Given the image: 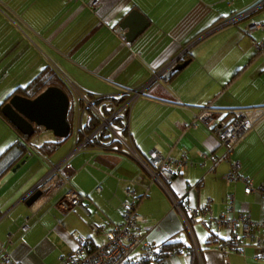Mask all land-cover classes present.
<instances>
[{
	"label": "crops",
	"instance_id": "crops-1",
	"mask_svg": "<svg viewBox=\"0 0 264 264\" xmlns=\"http://www.w3.org/2000/svg\"><path fill=\"white\" fill-rule=\"evenodd\" d=\"M91 1L0 0V105L49 69L69 77L88 96L144 88V95L130 106L127 139L144 158L151 150L188 158V168L168 181L183 213L190 207L210 206L218 216L228 210V195L233 194L235 215L249 212L255 222V215L260 220L261 196L247 194L243 181L227 187L224 174L230 158L215 125L208 126L197 115L214 107L221 111L220 122L231 112H248L253 128L236 143L230 157L240 161V175L261 184L264 115L252 110L264 108V56L255 47V41L264 39V30L248 33L246 21H229L254 8L259 9L253 17L264 21V0H99L95 11ZM134 9L150 23L128 41V29L120 24ZM213 28L217 29L189 48L190 62L165 79L167 73L161 74V69ZM67 144L45 157L30 154L0 112V253L5 249L22 264H59L80 242L103 244L105 233L92 228L111 229L122 221L121 203L130 198L124 191L128 187L141 197L137 214L141 239L160 248L168 240L188 243L184 214L123 144L85 147L75 153L70 162L76 170L69 183L82 194V203L63 212L58 205L68 186L49 197L44 194L61 174L49 169L76 151L74 135L72 145ZM37 186L46 191L29 206L26 195ZM193 229L203 264H264L256 244L225 256L217 244H208L212 229L205 223H196ZM215 233L229 236L225 229ZM193 253L176 251L149 264H192Z\"/></svg>",
	"mask_w": 264,
	"mask_h": 264
},
{
	"label": "built area",
	"instance_id": "built-area-1",
	"mask_svg": "<svg viewBox=\"0 0 264 264\" xmlns=\"http://www.w3.org/2000/svg\"><path fill=\"white\" fill-rule=\"evenodd\" d=\"M100 5L99 0H93L90 3L92 11L98 9ZM259 8L251 9L243 14L235 16L229 22H236L240 20L246 21V30L248 33L263 29L264 21L257 19L254 13ZM188 44V47L177 55L175 59L167 63L162 69L161 74L168 73L173 68L178 60L185 55L189 48L193 45ZM255 47L259 54L264 56V39L255 41ZM66 81L67 86L74 94L76 101V120L74 123V136L77 142L76 151H72L64 161L57 166L50 169V173L61 172L59 177H56L52 181V185L45 192V197H49L51 193L55 192L60 187L67 186L70 178L74 175L76 169L72 166L70 159L73 158L78 150H81L88 146L97 148H107L109 146H102L98 140L105 132L111 140H117L129 149V152L134 159H136L141 167L146 168L153 176L154 180L158 181L168 192L171 201H174V205L179 208L181 207L176 197L172 193L168 186L170 181L178 173H183L188 168V158L183 155L182 157L175 159L169 154H161L156 150H151L147 153V157L144 158L135 149L133 143H130L127 139L129 134V113L130 106L133 100L142 95L145 89H134V90H121L119 94H106L104 96H88L82 92L77 85L67 76L62 75ZM129 98H125L127 95ZM144 95V94H143ZM125 99L122 101L121 99ZM262 110L264 115V108L253 109L252 113H257ZM88 111H92L100 121L99 125L95 127L91 132H87L85 125V118ZM247 111L231 112L227 119H223L220 122L218 118L221 111L214 107L204 108L198 115L197 119L206 123L208 126H214V132L218 136V139L225 147V155L230 158V169L224 174V180L228 186L238 181L246 183L245 192L247 194L256 193L262 198V209L261 218L258 221H254L250 213L240 212L238 215L234 214L235 210V196L233 194L228 195L229 205L224 213L216 216L212 212L210 206H206L204 209H198L196 207H190L187 209V214H184V221L186 229L189 231L190 239L186 244V248L189 252H195L198 257L200 256V250L198 249L197 238L195 237L193 223H205L207 226L214 228V231H221L223 229L229 231V243L221 242L218 244L220 250L223 251L224 255L227 256L229 251L237 250L242 252L246 245L256 244L260 248V253L264 258V181L259 185H254L253 181L240 175L239 168L241 166L240 161L232 159L230 156L236 143L247 134L253 128V120ZM119 121V123H116ZM35 137L31 140H25L27 150L30 154L33 153L38 137L36 134L41 131V128L35 127ZM99 191L102 187H99ZM124 191L130 196L129 199H125L122 204V216L123 221L111 229H106V226L99 229L98 226H94L92 229L97 233L103 231L106 235V241L97 246L94 251L87 252V243L80 242L77 248L67 255L63 256L59 264H128V263H139L141 261L155 260L160 255L162 248L155 247L149 240L141 239L137 233L138 221H137V208L138 202L141 197L136 195L131 188H126ZM63 199L59 202V208L63 211H69L73 207L78 206L82 203V195L75 188L70 187L66 193H64ZM232 211V215L229 213ZM200 257L198 261H200ZM0 264H22L15 261L11 255L5 251L0 253ZM199 264H203L202 261Z\"/></svg>",
	"mask_w": 264,
	"mask_h": 264
},
{
	"label": "water",
	"instance_id": "water-1",
	"mask_svg": "<svg viewBox=\"0 0 264 264\" xmlns=\"http://www.w3.org/2000/svg\"><path fill=\"white\" fill-rule=\"evenodd\" d=\"M146 15L138 9L130 12L128 17L121 22L122 29H128L125 34L128 41H133L149 25ZM218 28V27H217ZM216 28V29H217ZM212 29L199 37L196 42L209 34ZM194 42V43H196ZM190 61H178L166 74L165 79L172 75L173 70H181ZM2 106L1 112L23 135L33 136L35 126L51 130L58 138H67L71 132V123L68 119L70 99L68 94L60 87L50 86L37 95L34 99L20 94H14ZM18 164L16 167H19ZM43 194L38 186L26 195V204L33 205Z\"/></svg>",
	"mask_w": 264,
	"mask_h": 264
},
{
	"label": "trees",
	"instance_id": "trees-1",
	"mask_svg": "<svg viewBox=\"0 0 264 264\" xmlns=\"http://www.w3.org/2000/svg\"><path fill=\"white\" fill-rule=\"evenodd\" d=\"M197 37L194 38L192 41H195V39H197ZM189 58H190L189 54L186 53L185 55H183L180 58V60L184 61V60H188ZM175 73H177V70H173L172 75H174ZM50 86H57V87L62 88L69 96L70 106H69V111H68V119H69V121L71 123V132H70L69 137H67V138H58V137H56V139H54V140H45L42 144H39L37 142L35 149H33V153L34 154H39L42 157L51 155L54 152H56L58 150V148L60 147V145H62L64 142H66L68 140V138H70V137H72L74 135L73 132H74V123H75L74 120H76V109H75L76 108V101H75V98L73 97L74 96L73 92L70 90L69 86H67L66 81L63 79V77L61 75L56 74V71L49 69V70H45L44 72L40 73L33 81H31L29 83V85L24 86L21 89H18L16 91H14L7 98V99H10L14 94H20V95H23L25 97L34 99L37 95H39L41 92H43L46 88H48ZM7 99H4V101L0 105V110L2 109V106L7 102ZM121 100L124 101L125 99L123 98ZM3 116H4V114H3ZM5 119L10 124V121L6 117H5ZM84 121H85V125H86V130H87L88 133L91 132L100 123V121L98 120L97 116L92 111H88V114H87V116H86ZM116 123H119V121H117ZM10 125L20 135V143H21V145L23 146V148L26 151L27 147H26L25 140H31L33 137H35V135H33L31 137L28 136V135H23V133H21L19 130H17L16 127L13 124H10ZM98 141L100 142L98 144H101L104 147L109 146V147H112V148H116V147L120 148V146H121L120 142H118L117 140H111V138L108 135H106L105 132L103 133V135L100 137V139ZM88 147L92 148L93 146H88ZM97 147H93V148H97ZM109 147H107V148H109ZM67 186L70 188L71 184L69 183ZM227 187H228V185H227ZM45 191L46 190H43V193ZM137 214H138V208H137ZM122 221H123V218H122ZM137 221H138V215H137ZM137 227H138V225H137ZM138 232H139V227H138L137 233ZM208 236H209L208 237V244L209 243H215V244H217V247H218V244H221V242L229 243V239L228 238H222L221 236H218V234L215 233V231H213V230L211 231V233ZM96 248L97 247H93L90 244L86 245V250H87L88 253L91 252V251H94ZM161 248L162 249L160 250L159 257H157L155 260H151V261H162L167 256H169L170 254L175 253L176 251L186 252V250H187V249H185L186 245L184 246V244L173 242V240L172 241L171 240L165 241L161 245ZM189 253H193V252L191 251ZM193 258L194 259L192 260L193 261L192 264H198L197 257H196V255L194 253H193ZM151 261H147V260L146 261H141V262H139L137 264H149ZM131 264H135V263L132 262Z\"/></svg>",
	"mask_w": 264,
	"mask_h": 264
},
{
	"label": "rangeland",
	"instance_id": "rangeland-1",
	"mask_svg": "<svg viewBox=\"0 0 264 264\" xmlns=\"http://www.w3.org/2000/svg\"><path fill=\"white\" fill-rule=\"evenodd\" d=\"M53 132L51 131V130H46V129H43L42 131H40L39 133H37L36 134V137H38V142L40 143V144H42L45 140H48V138H47V136L48 135H51V138H53V139H56V136L54 135V134H52ZM72 139H73V136L72 137H70L68 140H67V143L68 144H71L72 145ZM67 144V145H68ZM66 145V144H65ZM50 170V169H49ZM44 194V193H43ZM42 197V196H41ZM40 197V198H41ZM39 198V199H40ZM252 202V201H251ZM250 202V203H251ZM60 204V203H59ZM255 218L257 219V220H259V217H258V215H255ZM204 225V224H203ZM210 229H212L213 231H214V228H212V227H210V226H208ZM208 229V228H207ZM209 229V230H210Z\"/></svg>",
	"mask_w": 264,
	"mask_h": 264
},
{
	"label": "bare ground",
	"instance_id": "bare-ground-1",
	"mask_svg": "<svg viewBox=\"0 0 264 264\" xmlns=\"http://www.w3.org/2000/svg\"><path fill=\"white\" fill-rule=\"evenodd\" d=\"M178 61H181V60L179 59ZM35 127H36V126H35ZM37 127H38V126H37ZM39 128H41V131L44 129L43 127H39ZM35 132H36V128H35ZM34 135H35V134H34ZM212 211H213V210H212ZM192 225H193V227H195V226H196V224H195V223H193ZM72 252H73V251H72ZM72 252H71V253H72Z\"/></svg>",
	"mask_w": 264,
	"mask_h": 264
}]
</instances>
